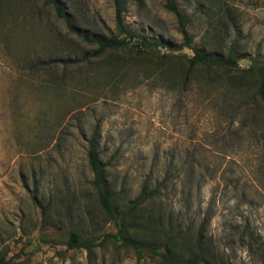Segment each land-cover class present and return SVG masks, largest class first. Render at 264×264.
<instances>
[{"label": "rangeland", "instance_id": "rangeland-1", "mask_svg": "<svg viewBox=\"0 0 264 264\" xmlns=\"http://www.w3.org/2000/svg\"><path fill=\"white\" fill-rule=\"evenodd\" d=\"M59 1L80 30L117 34L112 0ZM176 3L197 48L234 47L241 69L264 60V0ZM123 19L166 46L89 57L95 47L45 0H0V264H161L112 239L66 245L71 231L94 242L115 232L87 160L96 128L123 204L166 176L161 206L184 227L206 222L218 264H264V124L248 92L202 79L183 88L161 64L192 55L165 0H127ZM241 81L255 91L256 76Z\"/></svg>", "mask_w": 264, "mask_h": 264}, {"label": "trees", "instance_id": "trees-1", "mask_svg": "<svg viewBox=\"0 0 264 264\" xmlns=\"http://www.w3.org/2000/svg\"><path fill=\"white\" fill-rule=\"evenodd\" d=\"M112 1L115 8L116 35H90L75 26L59 0H45V3L51 5L57 15L64 19L71 32L95 47L87 54L89 57L99 58L104 54H116L126 48L133 50L138 58L153 56V50L166 46L162 40L141 35L124 23L127 0ZM165 7L174 14L178 30L183 37L182 46L192 49V55L163 54L159 57L161 64L172 62L174 67L171 69L181 79L183 88H187L194 79H202L222 82L236 91H241V94L248 92L246 97L250 98L246 105L260 116V122L264 124V60L253 57L251 65L241 69L234 47L227 52L197 48L193 45V37L188 30L192 18L183 14L176 0H165ZM246 76H256L257 79L255 91L251 94L245 88L248 82L241 81ZM94 130L87 139V160L93 173L92 185L107 219L114 225L115 232H106L100 242H94L77 231H71L66 242L67 247L90 251L112 239L118 242L119 246L133 251L138 258L147 256L158 259L161 264H218L206 239V222L203 220L196 228L193 225L184 227L182 218L174 217L161 206L162 193L168 186V177L165 176L152 187L146 180L139 194L127 204H123L119 194L112 193L106 173L107 163L100 158L98 129Z\"/></svg>", "mask_w": 264, "mask_h": 264}]
</instances>
